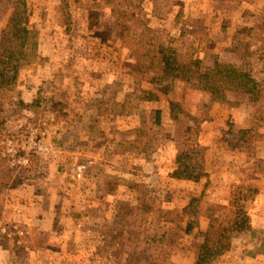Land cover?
<instances>
[{
    "label": "rangeland",
    "instance_id": "obj_1",
    "mask_svg": "<svg viewBox=\"0 0 264 264\" xmlns=\"http://www.w3.org/2000/svg\"><path fill=\"white\" fill-rule=\"evenodd\" d=\"M67 3L0 0L37 42L0 90V264H194L224 227L264 264V0Z\"/></svg>",
    "mask_w": 264,
    "mask_h": 264
},
{
    "label": "trees",
    "instance_id": "obj_2",
    "mask_svg": "<svg viewBox=\"0 0 264 264\" xmlns=\"http://www.w3.org/2000/svg\"><path fill=\"white\" fill-rule=\"evenodd\" d=\"M62 3L67 7V0H62ZM8 37L0 42V90L2 88L11 86L17 77V62H20L25 59H29L36 53L37 42L31 39L32 32L22 27V22L15 14L12 18V21L7 28ZM13 43H15L13 45ZM175 56L164 54L162 55L154 67L159 68L162 72L168 76V78H177L181 80L190 81L192 80L191 74L196 73L197 65H195L194 60L187 61L185 63H176ZM195 66V67H194ZM195 68V69H194ZM194 69V70H193ZM197 79L202 88L215 93L216 90L225 86H238L236 89H245L248 83V74L243 71H234V76L232 79L228 75V71L224 72V75H210L206 73H198ZM217 99H223V96L216 97ZM177 177L182 178L180 174L177 173ZM227 227H224L219 234V240H222L221 244L217 246L214 244L213 240L210 242L212 245H216L212 253L201 252L199 254L198 260L195 264H213L218 257L229 249V241L226 239ZM204 245L202 248L206 249V243L208 242V234L205 235ZM208 250V249H207Z\"/></svg>",
    "mask_w": 264,
    "mask_h": 264
},
{
    "label": "crops",
    "instance_id": "obj_3",
    "mask_svg": "<svg viewBox=\"0 0 264 264\" xmlns=\"http://www.w3.org/2000/svg\"><path fill=\"white\" fill-rule=\"evenodd\" d=\"M255 257H256V259H259L260 257H264V255L256 254ZM243 262L240 263V258H238V256H235L234 252L228 251V252H226V254L224 256H222V258L218 264H250V263L252 264L251 261H243ZM255 264H258V263H255Z\"/></svg>",
    "mask_w": 264,
    "mask_h": 264
}]
</instances>
